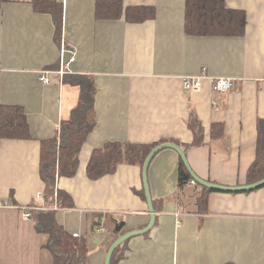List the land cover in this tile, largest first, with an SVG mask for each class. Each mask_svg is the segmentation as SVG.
<instances>
[{
    "label": "crops",
    "instance_id": "crops-1",
    "mask_svg": "<svg viewBox=\"0 0 264 264\" xmlns=\"http://www.w3.org/2000/svg\"><path fill=\"white\" fill-rule=\"evenodd\" d=\"M33 1L0 4V104L22 106L31 130L28 139H0V201L53 204L38 196L46 189L41 142L59 134L87 79L95 91L94 126L76 174L56 181L73 206L51 211L70 235L78 232L85 240L87 264H104L118 236L151 219L142 166L121 163L114 173L91 179L87 165L95 148L112 141L153 147L174 142L201 178L248 183L264 132V0H225L246 15L241 36L188 35L186 0H124L126 6L156 8L142 22L100 19L97 0H57L64 9L60 37L52 14L36 11ZM63 43L76 54L62 78ZM203 72L200 91L184 88V76ZM45 73L50 83L41 80ZM212 77L232 78L234 85L215 91ZM192 111L204 126L201 145L193 144ZM215 123L224 127L221 136H212ZM179 169L176 150L154 156L148 180L155 222L118 246L111 264H264V187L209 191L192 181L181 187ZM18 207H0V264H54L45 247L49 235L38 229L44 212L26 220Z\"/></svg>",
    "mask_w": 264,
    "mask_h": 264
},
{
    "label": "trees",
    "instance_id": "trees-1",
    "mask_svg": "<svg viewBox=\"0 0 264 264\" xmlns=\"http://www.w3.org/2000/svg\"><path fill=\"white\" fill-rule=\"evenodd\" d=\"M7 0H0V4ZM36 11L52 14L56 23V34L62 35L63 3L57 0H34ZM96 15L98 18L125 17L128 22H142L152 19L156 14L154 6L130 5L124 0H97ZM246 15L242 11L229 8L225 0H186L185 31L194 36H241L245 33ZM75 82V80H73ZM94 86L90 79L82 87L81 98L72 116L62 121L59 134L43 139L41 142L40 174L46 184L44 200L50 204L55 199L61 207L73 206L69 195L56 190V181L60 176H74L79 166V154L86 138L94 126L93 102ZM188 125L194 132V145L204 142V126L192 111ZM224 127L215 123L211 131L213 137L222 135ZM31 136L30 124L24 108L20 105L0 104V139H28ZM154 147L130 141L107 142L95 148L87 165V174L91 179H98L106 174L114 173L121 163L143 166V163ZM264 177V132L260 135L257 158L248 172V182ZM193 177L180 156L179 185L182 187ZM206 190L209 189L198 182ZM264 187V186H263ZM208 202L207 196L202 204ZM38 220V229L48 233L45 247L54 257V264H87L89 248L84 239L70 235L56 220L54 212L43 211ZM41 214V213H40ZM34 215V214H33ZM116 229L120 231L121 226ZM233 264V263H226Z\"/></svg>",
    "mask_w": 264,
    "mask_h": 264
},
{
    "label": "water",
    "instance_id": "water-1",
    "mask_svg": "<svg viewBox=\"0 0 264 264\" xmlns=\"http://www.w3.org/2000/svg\"><path fill=\"white\" fill-rule=\"evenodd\" d=\"M164 148H172L174 150H176L178 152V154L181 156V158L183 159V162L185 163L187 169L189 170V172L191 173L192 177L194 178V180L196 182H198L199 184L209 188V189H215V190H220V191H234V192H238V191H250V190H254L260 187L264 186V177L254 181V182H248L246 184H242V185H236V186H230V185H223V184H219V183H215V182H211L209 180L203 179L200 176H198L194 170L192 169L189 161H188V157L186 154V151L177 143L174 142H163L158 144L157 146H155L147 155L143 166H142V172H143V180H144V187H145V193H146V198H147V202H148V208L150 211V222L148 223L147 226H145L142 229H138V230H133L130 232H126L120 236H118L113 243L110 245L106 258H105V263L104 264H111L112 262V258L114 255L115 250L118 248V246H120L124 241H126L128 238H130L131 236L135 235V234H139V233H144L146 231H148L154 224L155 222V210H154V203H153V199H152V194L150 191V185H149V180H148V169H149V165L150 162L152 161V159L154 158V156L162 149Z\"/></svg>",
    "mask_w": 264,
    "mask_h": 264
},
{
    "label": "built area",
    "instance_id": "built-area-1",
    "mask_svg": "<svg viewBox=\"0 0 264 264\" xmlns=\"http://www.w3.org/2000/svg\"><path fill=\"white\" fill-rule=\"evenodd\" d=\"M75 52L70 51L64 43L62 44L61 48V66L57 70V73L60 77H64L67 70H69L70 63L75 59ZM47 73V71H45ZM41 77V80L45 83H50L49 77L46 75ZM207 77L206 73L203 72L202 75L199 76H184L183 77V86L186 90L191 91H200L203 86V78ZM212 88L218 92H228L234 85L233 79L229 77H212ZM193 183H196L195 180H192ZM38 196L43 198V194L39 193ZM0 207H18V205L13 204L9 199L0 201ZM22 209L23 218L26 220H30L33 218V214L35 211H55L63 209L55 199L52 205H45V204H28L21 207ZM73 236L79 237L80 234L78 232L73 233Z\"/></svg>",
    "mask_w": 264,
    "mask_h": 264
},
{
    "label": "clouds",
    "instance_id": "clouds-1",
    "mask_svg": "<svg viewBox=\"0 0 264 264\" xmlns=\"http://www.w3.org/2000/svg\"><path fill=\"white\" fill-rule=\"evenodd\" d=\"M194 180V179H193Z\"/></svg>",
    "mask_w": 264,
    "mask_h": 264
}]
</instances>
